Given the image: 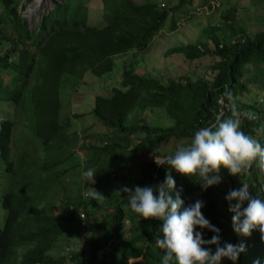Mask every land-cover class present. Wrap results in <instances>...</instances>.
Segmentation results:
<instances>
[{"label":"trees","instance_id":"1","mask_svg":"<svg viewBox=\"0 0 264 264\" xmlns=\"http://www.w3.org/2000/svg\"><path fill=\"white\" fill-rule=\"evenodd\" d=\"M29 1L0 0V67L11 66L13 71L10 84L2 92L0 80V99L18 104L26 89L33 110L30 128L42 143L47 144L50 140L63 138L65 132L62 129L70 124L69 116L60 122L62 108L58 87L63 73L80 77L89 70L100 75L111 69L112 55L129 49H134L133 52L146 50L164 20L169 16L167 27L173 29L175 18L179 13H186V5L192 0H176L167 7L157 0H100V20L95 22L87 20L83 0H52V6L39 10L31 25L19 11ZM228 16L231 19H226L222 25L203 28L212 46L194 42L164 50L165 54L178 52L188 59L204 54L214 56L209 77L167 78L163 82L134 71L139 62L137 57L123 62L120 86L111 87L108 94L94 95L89 108L108 129L101 144L89 145L93 148L92 159L98 160L99 154L115 157L124 153L133 155L138 147L142 151L151 150L155 156L158 155L156 149L168 139L190 142L199 127L214 123L221 113L224 117L231 115L225 107L229 103L224 96L225 90L233 94L241 113L242 130L264 146V107L255 101L246 104L239 101L250 82L264 83V27L252 37L240 35L231 28V11ZM217 29H220L219 33ZM225 32L231 33L230 37ZM9 55L12 56L11 61L6 59ZM31 77L33 82L28 87ZM146 108L161 110L168 123L138 122L136 113ZM245 113L251 114L252 118L249 119ZM11 127L12 120L0 118V160L7 166L11 163ZM138 132L148 136L137 137L132 142V137ZM139 168V175L132 180L131 187L157 188L164 183L166 172L171 171L176 187L183 188L181 198L185 206L191 196L196 198L194 203L197 200L204 202L201 211L219 229L220 246L225 243L245 245V252L240 254L235 264H254L257 260L264 264V240L260 232L254 230L250 237H243L233 231V213L229 211L225 197L227 187L234 185L235 177L230 176L227 170H221L219 184L202 190L197 184L198 178L190 181L174 170L158 166L152 157L140 162ZM239 178L249 185L250 195L264 198V168L259 166L258 160L248 174ZM192 182L195 184L193 188ZM29 190L32 196L15 197L9 189L1 194L0 206L4 217L0 227V264H5L9 257L16 260L15 264H92L95 261L99 264H162L164 253L155 243L161 234L159 221L143 220L131 212L129 224L124 225L126 211L117 204L109 222L97 224L84 218L80 225L77 209L84 211L81 200L72 202V210L67 209L71 203L64 201L62 208L52 211L48 210L46 202L40 203L49 190L44 181L33 183ZM185 195L188 196L186 199ZM75 223L89 230L83 233L86 234L84 240L71 251L65 246L69 251L67 256L54 257L50 249L61 236L63 227ZM197 231L202 232L205 240L214 235L207 229ZM209 247L214 253L216 245ZM137 257L139 259L130 260ZM221 262L233 264L227 259Z\"/></svg>","mask_w":264,"mask_h":264},{"label":"rangeland","instance_id":"2","mask_svg":"<svg viewBox=\"0 0 264 264\" xmlns=\"http://www.w3.org/2000/svg\"><path fill=\"white\" fill-rule=\"evenodd\" d=\"M24 0H19L23 2ZM167 7L176 0H157ZM86 7L87 20L95 22L100 20L101 1L83 0ZM162 5V4H161ZM52 6V0H31L24 8L19 9L20 15L26 18L31 25L37 19L38 11ZM186 13H179L175 18V27L168 29L169 16L164 20L161 29L150 39L148 48L144 51L129 49L123 53L112 55L113 64L110 70L95 75L86 70L82 76L75 77L63 73L60 77L58 87L59 101L61 105L60 122L65 116H69L70 124L62 131L63 138L50 140L47 144L34 135L30 126L33 122V110L29 93L25 89L18 104L0 99V118L7 117L12 120L9 159L10 166L0 160V201L1 194L6 189L11 190L15 197L32 196L29 187L32 184L44 181L49 190L46 191L44 199L40 203H47V208L56 211L64 205V201L71 204L76 199L81 200L84 208L85 219L89 222L99 224L107 223L117 204L126 211V222L131 219V209L127 207V194H122L123 187H131L132 180L139 175V163L150 157H159L163 160L167 153L174 151L186 140L168 139L156 150L158 155L153 156L151 150L138 149L130 153H124L119 157L113 155L103 156L99 154L98 160L92 159V144H101L102 136L107 134L108 129L104 127L96 116L89 111L92 106L93 97L96 94H108L113 86H120L121 70L123 62L129 59L139 61L134 66V71L139 74L150 75L165 82L167 78L182 79L188 77H209L210 65L214 56L204 54L198 58L188 59L181 53L174 52L165 54L164 50L170 46L203 42L208 46L213 43L203 31L208 25H222L226 19H231L228 12H232L231 28L235 33L252 37L264 27V0H192L186 5ZM217 33L220 29L216 30ZM230 37L229 32H225ZM13 74L12 67H0L1 92L10 84ZM32 77L29 85L32 84ZM28 95V96H27ZM242 103H255L264 107V83L250 82L248 90L239 96ZM138 122L142 123H168L166 115L156 108H146L136 113ZM145 133L138 132L137 137H146ZM86 146V147H85ZM166 154V155H164ZM11 168L8 170L6 168ZM21 168V169H19ZM42 168H46L44 171ZM97 169L95 183L89 185L84 181L82 172L89 169ZM114 173L115 175H112ZM235 177L230 190L242 187L238 176ZM33 183L31 182V180ZM192 188L195 186L191 183ZM88 187L95 188L104 199L92 200L86 198L84 192ZM57 188L55 191H53ZM183 193V192H182ZM185 199L188 197H186ZM188 197L189 203H194L195 197ZM186 205V206H187ZM4 211L0 206V227L2 225ZM89 230L74 225L63 227L61 236L56 240L55 246L50 249L54 257L67 256V252L74 250L84 240V234ZM67 246L69 251L66 250ZM115 259V258H114ZM139 259L131 258L130 260ZM66 262V258L63 257ZM16 260L9 257L5 264H15ZM110 262V261H109ZM111 263L113 261L111 260ZM222 263V262H221ZM56 264V263H55ZM59 264V263H57Z\"/></svg>","mask_w":264,"mask_h":264},{"label":"clouds","instance_id":"3","mask_svg":"<svg viewBox=\"0 0 264 264\" xmlns=\"http://www.w3.org/2000/svg\"><path fill=\"white\" fill-rule=\"evenodd\" d=\"M224 96L229 101L225 107L230 111V116L224 117L221 113L214 123L199 127L190 142L179 145L174 153L163 160L154 157L158 166L174 170L190 181L198 178L197 184L202 190L221 182L222 169L227 170L230 176L240 177L248 174L257 160L259 166L264 168V146L242 130L241 113L232 92L225 90ZM245 115L252 118L249 113ZM97 171L94 168L83 171L84 181L89 185L94 184ZM241 184L242 187L230 190L225 197L229 202V211L233 213V231L240 236L250 237L254 230H258L264 240V198L257 195L253 197L249 185ZM120 191L127 194L126 206L132 212L143 220L160 222L161 234L155 243L164 253L162 264H221L223 259L235 264L246 250L243 243H225L220 246L219 229L201 211L204 202L197 200L185 206L181 198L183 188L176 187L171 171L166 172L164 183L157 188L123 187ZM84 195L92 200L104 199L92 187H88ZM197 229H207L214 235L205 240L202 232ZM211 245H216L214 253L209 247ZM254 264H259V261H254Z\"/></svg>","mask_w":264,"mask_h":264},{"label":"built area","instance_id":"4","mask_svg":"<svg viewBox=\"0 0 264 264\" xmlns=\"http://www.w3.org/2000/svg\"><path fill=\"white\" fill-rule=\"evenodd\" d=\"M160 4H162V2H160ZM1 49H0V53H1ZM7 61H11V59H12V56L11 55H9V56H7ZM67 209H69V210H72L73 209V205L72 204H69L68 206H67ZM82 218V219H81ZM84 218H85V215H84V211L83 210H81L80 208H78L77 209V219L79 220V223H80V225H82L83 224V222H84ZM92 264H99L97 261H95V262H93Z\"/></svg>","mask_w":264,"mask_h":264}]
</instances>
